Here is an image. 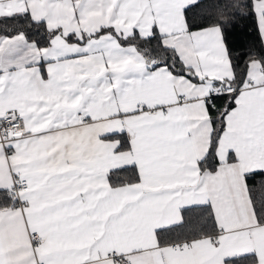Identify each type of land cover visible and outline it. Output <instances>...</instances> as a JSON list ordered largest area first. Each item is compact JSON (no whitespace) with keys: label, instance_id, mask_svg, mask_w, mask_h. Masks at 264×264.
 <instances>
[{"label":"snow or ice","instance_id":"obj_1","mask_svg":"<svg viewBox=\"0 0 264 264\" xmlns=\"http://www.w3.org/2000/svg\"><path fill=\"white\" fill-rule=\"evenodd\" d=\"M0 264H264V0H0Z\"/></svg>","mask_w":264,"mask_h":264},{"label":"trees","instance_id":"obj_2","mask_svg":"<svg viewBox=\"0 0 264 264\" xmlns=\"http://www.w3.org/2000/svg\"><path fill=\"white\" fill-rule=\"evenodd\" d=\"M200 12L201 8L192 6V12L189 13V16L199 15ZM256 42L257 36L250 20L237 21V26L231 30V34L228 36V45L233 52L234 59H240L241 63L251 48L255 47L257 51H260V46ZM237 54H240L239 57Z\"/></svg>","mask_w":264,"mask_h":264}]
</instances>
